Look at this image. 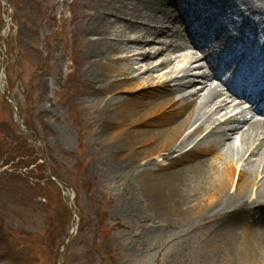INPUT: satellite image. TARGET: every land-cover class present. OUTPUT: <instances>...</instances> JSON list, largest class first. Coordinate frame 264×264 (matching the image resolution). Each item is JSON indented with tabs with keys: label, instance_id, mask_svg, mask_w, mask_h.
<instances>
[{
	"label": "bare ground",
	"instance_id": "1",
	"mask_svg": "<svg viewBox=\"0 0 264 264\" xmlns=\"http://www.w3.org/2000/svg\"><path fill=\"white\" fill-rule=\"evenodd\" d=\"M129 1L85 6L76 31L92 140L144 175L159 213L218 219L209 264H264V6L227 0L248 16L230 23L200 0H169L179 15L165 0Z\"/></svg>",
	"mask_w": 264,
	"mask_h": 264
},
{
	"label": "rangeland",
	"instance_id": "2",
	"mask_svg": "<svg viewBox=\"0 0 264 264\" xmlns=\"http://www.w3.org/2000/svg\"><path fill=\"white\" fill-rule=\"evenodd\" d=\"M5 1L8 7L0 2V264L58 263L72 214L66 191L52 179L75 196L77 230L64 264H209L218 219L182 221L172 219L169 209L159 213L144 175L129 169L126 156L112 157L108 143L92 140L97 115L85 97L90 78L76 31L85 6L101 0ZM200 1L199 10L220 19L248 17L243 5ZM257 2L264 6V0ZM163 4L179 15L169 0ZM123 15L115 11L109 18ZM18 175L27 178L26 187L13 180Z\"/></svg>",
	"mask_w": 264,
	"mask_h": 264
},
{
	"label": "water",
	"instance_id": "3",
	"mask_svg": "<svg viewBox=\"0 0 264 264\" xmlns=\"http://www.w3.org/2000/svg\"><path fill=\"white\" fill-rule=\"evenodd\" d=\"M1 2H3L6 7H8V3L5 0H0ZM15 121L17 123V125L19 126L20 129H25L21 118L19 116V114L17 112H15ZM27 132L32 133V131H30L29 129L27 130ZM35 135V134H34ZM54 182H57L58 184L61 185V187L66 191L67 193V198L69 201V209L70 212L72 214L73 217H75V209H74V193L72 192V190L70 189V187L64 183H61L60 181H57L55 179H52ZM77 228V224L75 223V221L73 220L72 222V231L69 233L68 237L64 240V242L61 245V249H60V256L58 259V264H64L65 259H66V253H67V246H68V242L70 240V237L73 235V232L76 230Z\"/></svg>",
	"mask_w": 264,
	"mask_h": 264
},
{
	"label": "trees",
	"instance_id": "4",
	"mask_svg": "<svg viewBox=\"0 0 264 264\" xmlns=\"http://www.w3.org/2000/svg\"><path fill=\"white\" fill-rule=\"evenodd\" d=\"M21 176H14L13 177V180H15V179H21L20 178ZM24 177V176H23ZM21 180H23V184H25V187H26V185L28 184V180H27V178L26 177H24V179H21ZM50 183H52L53 184V182H50ZM26 264V263H25Z\"/></svg>",
	"mask_w": 264,
	"mask_h": 264
}]
</instances>
